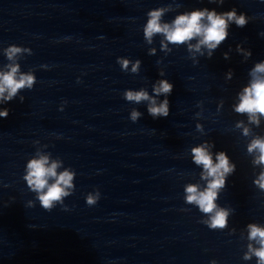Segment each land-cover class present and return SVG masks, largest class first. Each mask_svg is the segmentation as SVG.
Returning a JSON list of instances; mask_svg holds the SVG:
<instances>
[{
	"label": "water",
	"instance_id": "95a60500",
	"mask_svg": "<svg viewBox=\"0 0 264 264\" xmlns=\"http://www.w3.org/2000/svg\"><path fill=\"white\" fill-rule=\"evenodd\" d=\"M205 10H235L247 23L227 21L214 49L197 50L199 36H145L153 12L172 26ZM258 64L264 0H0V80L12 68L16 80L33 78L0 97V264H261L249 226L264 229V163L248 148L264 141V114L236 111L264 77ZM160 81L169 93L156 94ZM140 91L167 100L168 115L127 98ZM198 147L233 166L212 213L187 199L188 187L203 192L212 179L195 162ZM42 157L72 175L50 211L25 179ZM219 210L225 225L212 228Z\"/></svg>",
	"mask_w": 264,
	"mask_h": 264
},
{
	"label": "clouds",
	"instance_id": "9594fccd",
	"mask_svg": "<svg viewBox=\"0 0 264 264\" xmlns=\"http://www.w3.org/2000/svg\"><path fill=\"white\" fill-rule=\"evenodd\" d=\"M160 12L151 13V19L145 28V36L152 37L154 33H163L166 39L172 43H183L192 39L193 37H201L199 43L195 46L199 50L200 45H205L209 49H214L221 41L226 38L227 21H234L237 26L243 27L247 20L244 15L237 16L235 10L217 15L215 12L195 11L190 15L178 16L173 22L172 26L167 24L161 26L159 23ZM207 19V24L203 23ZM18 49H11L9 56H11ZM211 54V53H209ZM124 67H127V61L124 62ZM17 69L12 68L11 72L4 74L0 80V97L10 100L16 94L17 89L24 87L26 84L31 86L33 78L31 76H23L20 80L14 78ZM255 72L264 73V64H258ZM172 85L167 81H160L159 86L154 88L157 95L161 93H169ZM8 90V95L3 96L4 92ZM127 98L137 102L141 100H150L149 112L154 117L168 115V101L165 100L159 105L156 104L155 99L148 96L147 92H128ZM237 112H247L252 114L254 119L256 113L264 114V77L255 79L251 86L244 90L241 96V102L236 108ZM7 110L0 112V116H7ZM133 119L139 115L133 112ZM247 134V130H245ZM258 150L260 155L257 163H264V141L260 139L254 140L248 148L249 152ZM195 162L202 164L207 177H211L208 187L203 192H197L196 187L190 186L187 191L190 193L188 202H195L199 205L200 209L205 213H212L216 209L214 200L217 196V189H220L225 184V175L233 170V166L229 165L228 159L223 152L217 156V163L213 164L211 156L204 147L194 148L193 150ZM47 158L42 157L39 160H32L28 164V175L25 179L33 191L39 192V200L45 210H51L54 201H60L62 196L67 195L65 187L70 186L72 175L65 171L57 175L55 169L57 164L53 163L50 167H46ZM54 177L55 182L48 184V178ZM205 177V178H207ZM261 188H264V174H261L260 179L257 181ZM47 188V191L43 190ZM99 192L95 196L89 195L88 204L96 203L99 198ZM227 213L224 210L216 211L215 215L211 218L210 227H224ZM249 239L257 240L261 245L259 249L252 250L255 255L259 257L261 264H264V229H260L255 225H250ZM246 259L249 257H245Z\"/></svg>",
	"mask_w": 264,
	"mask_h": 264
}]
</instances>
